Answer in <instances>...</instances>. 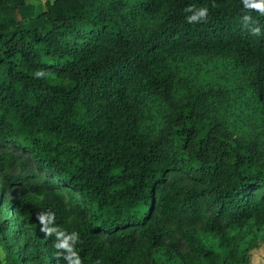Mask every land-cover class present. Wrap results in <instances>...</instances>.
I'll list each match as a JSON object with an SVG mask.
<instances>
[{"label": "trees", "instance_id": "obj_1", "mask_svg": "<svg viewBox=\"0 0 264 264\" xmlns=\"http://www.w3.org/2000/svg\"><path fill=\"white\" fill-rule=\"evenodd\" d=\"M28 1L0 0V144L35 167L13 180L19 198L0 196L7 263L67 264L41 231L38 214L51 213L78 233L81 264H247L236 232L264 233V129L244 141L205 111L207 91L189 85L177 97L173 64L233 63L262 110L264 15L243 0H45L35 17L7 13ZM131 6L149 18L146 32L120 22ZM188 7H207V22L186 23ZM157 100L163 114H152ZM153 118L162 126L150 137ZM15 157L0 154L1 183Z\"/></svg>", "mask_w": 264, "mask_h": 264}, {"label": "rangeland", "instance_id": "obj_2", "mask_svg": "<svg viewBox=\"0 0 264 264\" xmlns=\"http://www.w3.org/2000/svg\"><path fill=\"white\" fill-rule=\"evenodd\" d=\"M44 9L45 0H29L26 7H10L7 13L22 19L24 16L35 17ZM131 10L135 12L133 6ZM133 13H128V9L120 8L119 14L123 17L120 22L130 32H146L151 25L149 18H144L139 12ZM173 67L181 77L177 97L185 96L189 85L197 86L200 90L207 91L205 111L226 122L229 129L240 139L248 141L261 135L264 129V108L262 110L257 108L249 97L251 91L246 83L247 76L242 69L228 61L199 58L178 59L174 61ZM166 107L161 100H157L152 114H163ZM161 126V119L153 118L145 123V131L150 137H155L160 132ZM4 152H14L16 157L12 161L10 180L6 183L0 181V196L4 193L9 198L16 199L21 196L22 189L13 180L34 170L35 167L32 159L22 150L8 144H0V154ZM8 217L0 215V220L6 221ZM167 228L170 230L168 240L177 242L176 250L184 253L187 250L185 238L172 224L168 223ZM236 235L247 246V264H264V233H256L245 228L237 231Z\"/></svg>", "mask_w": 264, "mask_h": 264}, {"label": "clouds", "instance_id": "obj_3", "mask_svg": "<svg viewBox=\"0 0 264 264\" xmlns=\"http://www.w3.org/2000/svg\"><path fill=\"white\" fill-rule=\"evenodd\" d=\"M243 5L245 9L255 10L260 15H264V0H243ZM186 13H190L185 16V21L188 24H194L202 22H207L209 17V9L207 7H200L198 9L188 7L185 9ZM243 21L246 27H249V21H253L251 15L246 14L243 16ZM249 31L256 36L262 35L260 27H249ZM45 73L43 71H37L35 76L38 78L44 77ZM38 221L41 225V231L45 233L46 236L54 235L55 243L54 247L58 251L56 252L57 258L63 256L67 264H81L78 252L75 250V245L79 241V235L76 232L67 233L62 227L56 226L54 224V216L51 213L38 214ZM7 252L0 246V264H7L6 261Z\"/></svg>", "mask_w": 264, "mask_h": 264}, {"label": "crops", "instance_id": "obj_4", "mask_svg": "<svg viewBox=\"0 0 264 264\" xmlns=\"http://www.w3.org/2000/svg\"><path fill=\"white\" fill-rule=\"evenodd\" d=\"M43 23H44V22H43L42 20H40V21H37V22L33 23V25H34V26H41V25H43ZM33 25H32V26H33Z\"/></svg>", "mask_w": 264, "mask_h": 264}]
</instances>
